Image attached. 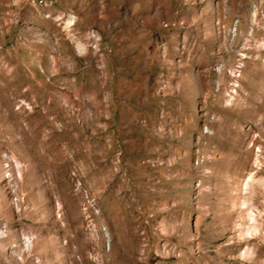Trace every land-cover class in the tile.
Masks as SVG:
<instances>
[{"label": "rangeland", "instance_id": "1", "mask_svg": "<svg viewBox=\"0 0 264 264\" xmlns=\"http://www.w3.org/2000/svg\"><path fill=\"white\" fill-rule=\"evenodd\" d=\"M90 3L0 0V264H264V0Z\"/></svg>", "mask_w": 264, "mask_h": 264}, {"label": "crops", "instance_id": "2", "mask_svg": "<svg viewBox=\"0 0 264 264\" xmlns=\"http://www.w3.org/2000/svg\"><path fill=\"white\" fill-rule=\"evenodd\" d=\"M100 1L101 3L96 4V0H91L92 3L89 4L91 7V11L96 12L97 10L99 15L102 17V20H104V23L105 21H109L110 18H117L116 21L118 24V26L116 27L106 29L105 32L102 30L101 45L103 46L105 44L106 47L107 45H109V48H114L113 55L115 58L118 57V50L123 42L126 43L125 48H138L140 46L138 39L139 32H142V34H145L146 32L144 30L140 31L135 25V19L137 18L138 14L136 15L133 11L136 9V13H138V7L141 6L143 8L144 1L146 0H130V3L128 5V13L122 12L121 0ZM155 35L157 36V34ZM142 42H144V40H142ZM133 52L134 51H131V54H129L128 57L133 58L131 57L134 54ZM149 72L150 71H148L147 79H150Z\"/></svg>", "mask_w": 264, "mask_h": 264}, {"label": "bare ground", "instance_id": "3", "mask_svg": "<svg viewBox=\"0 0 264 264\" xmlns=\"http://www.w3.org/2000/svg\"><path fill=\"white\" fill-rule=\"evenodd\" d=\"M74 18H75L74 16L73 17H70L67 20L66 24L68 26L71 25L72 22L74 21ZM232 73H234V71H232ZM244 184L246 185V183H244ZM248 219L252 222V223H250L249 227H252L253 226V222L256 221V215H255V213L253 211H251V212L248 213ZM106 237H107L108 245L110 246L111 245V235H110L109 232L106 233ZM19 239H20V242H21L22 246H24V250L25 251H29V249H30L29 246H30V242H31V239L32 238L30 236H27V235L23 234ZM248 248L249 247H247L246 249H248Z\"/></svg>", "mask_w": 264, "mask_h": 264}]
</instances>
